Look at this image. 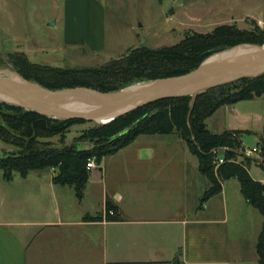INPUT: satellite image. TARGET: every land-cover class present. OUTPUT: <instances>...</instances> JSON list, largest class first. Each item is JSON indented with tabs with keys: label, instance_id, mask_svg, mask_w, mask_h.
Segmentation results:
<instances>
[{
	"label": "crops",
	"instance_id": "crops-1",
	"mask_svg": "<svg viewBox=\"0 0 264 264\" xmlns=\"http://www.w3.org/2000/svg\"><path fill=\"white\" fill-rule=\"evenodd\" d=\"M239 103L218 109L207 128L217 115L230 113L229 121L209 130H246L240 119L249 115L238 112ZM53 175L51 187H68L54 185ZM210 187L177 135H141L96 162L81 200L68 187L81 208L96 190L95 215L84 209L80 221L70 222L60 207L51 218L42 206V215L32 219H0V264H258L262 215L246 202L236 180L222 183L221 192L200 207ZM108 199L123 221L106 220ZM88 216L101 221H85ZM72 227L78 232L67 233Z\"/></svg>",
	"mask_w": 264,
	"mask_h": 264
},
{
	"label": "trees",
	"instance_id": "trees-1",
	"mask_svg": "<svg viewBox=\"0 0 264 264\" xmlns=\"http://www.w3.org/2000/svg\"><path fill=\"white\" fill-rule=\"evenodd\" d=\"M240 44L264 46V30L257 25L245 30L224 24L209 33L187 32L175 45L131 48L120 58L95 67L58 68L36 64L24 52L11 53L7 63L26 80L47 89L84 87L114 92L134 83L187 74L210 55ZM262 97L264 74L208 90L198 95L193 105L190 96L155 101L110 124H94L79 138L90 145L87 149H78L75 144L58 148L49 139H63L71 127L89 122L56 120L0 102V141L14 148L0 156V172L9 182L16 173L25 178L32 172L55 169L53 184L73 188L76 198L81 200L90 176L87 169L90 159L95 157L99 164L104 157L116 154L141 135H177L197 158L200 173L211 183L200 199V207L221 192L222 183L236 180L246 202L262 215L263 227L256 246L258 264H264V183L252 179L248 171L252 160L241 152L242 136L246 132L233 130L217 134L206 125L221 107ZM219 148L226 150V161L216 167L213 150ZM105 218L109 222L123 221L118 206L109 199ZM85 221H101V216H88ZM172 264L178 262L173 260Z\"/></svg>",
	"mask_w": 264,
	"mask_h": 264
},
{
	"label": "rangeland",
	"instance_id": "rangeland-1",
	"mask_svg": "<svg viewBox=\"0 0 264 264\" xmlns=\"http://www.w3.org/2000/svg\"><path fill=\"white\" fill-rule=\"evenodd\" d=\"M224 24L245 30L257 25L264 30V0H0V69L12 68L7 57L16 52H24L32 63L52 67L100 66L131 48L172 46L187 32L209 33ZM236 108L249 115L240 119L246 129L243 148L264 147V97L242 101ZM227 114L209 121V129L216 131L229 121ZM93 126L75 125L63 139L49 141L58 148L72 144L90 148L79 138ZM12 151L0 141V156ZM248 171L255 181L264 180V166L257 161ZM56 173L45 169L25 178L16 173L8 182L0 172V219H32L42 215V206L45 217H55L60 207L70 222L80 221L84 209L92 215L99 211L96 190L89 191L81 208L69 186L51 187V175Z\"/></svg>",
	"mask_w": 264,
	"mask_h": 264
},
{
	"label": "water",
	"instance_id": "water-1",
	"mask_svg": "<svg viewBox=\"0 0 264 264\" xmlns=\"http://www.w3.org/2000/svg\"><path fill=\"white\" fill-rule=\"evenodd\" d=\"M263 74L264 46L255 44L214 53L187 74L134 83L114 92L84 87L51 90L3 68L0 102L56 120L83 119L102 126L162 99L190 96L193 105L208 90Z\"/></svg>",
	"mask_w": 264,
	"mask_h": 264
},
{
	"label": "built area",
	"instance_id": "built-area-1",
	"mask_svg": "<svg viewBox=\"0 0 264 264\" xmlns=\"http://www.w3.org/2000/svg\"><path fill=\"white\" fill-rule=\"evenodd\" d=\"M225 149L219 148V149H215L213 150V154L215 156V166L218 167L222 164L225 163ZM241 152L243 153V155L246 158L251 159L252 161H257V163H260L264 166V147L261 146H257L253 149H247V148H243V150H241ZM96 158L93 157L92 159L89 160V162L87 163V169L88 170H92L96 168Z\"/></svg>",
	"mask_w": 264,
	"mask_h": 264
}]
</instances>
